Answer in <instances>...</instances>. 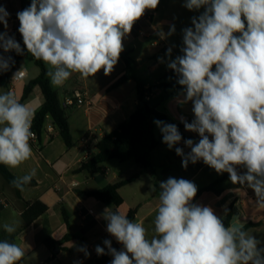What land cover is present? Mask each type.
<instances>
[{
    "label": "clouds",
    "instance_id": "clouds-1",
    "mask_svg": "<svg viewBox=\"0 0 264 264\" xmlns=\"http://www.w3.org/2000/svg\"><path fill=\"white\" fill-rule=\"evenodd\" d=\"M161 0H31L17 12L22 44L9 35L10 13L0 5V49L3 53L31 54L49 66L47 76L62 87L73 74L87 80L101 70L109 76L124 52V40L134 25ZM182 6L199 13L182 31L180 55L166 50V67L180 86L176 100L191 103L194 118L180 122L199 140L183 139L176 124L154 120L162 143L175 149L182 167L202 161L217 174H228L232 185L246 186L264 208V0H183ZM176 32L175 24L161 38ZM165 63V58H159ZM15 65L0 54V75ZM25 75L17 69L12 78ZM171 79V78H170ZM35 110L9 90L0 92V165L17 168L33 155L30 141ZM183 140V147H176ZM240 169H243L241 171ZM36 170L16 177L12 185L23 191ZM155 234L149 238L140 222L105 209L101 214L110 239L97 245L98 256L110 264H264V240L238 222L225 225L210 205L196 203L198 186L184 178L159 182ZM155 191L153 187L151 189ZM223 212H227L226 206ZM8 234L18 222L0 225ZM90 256L87 246L77 249ZM25 255L19 244L0 240V264H18ZM74 264H82L76 261Z\"/></svg>",
    "mask_w": 264,
    "mask_h": 264
},
{
    "label": "crops",
    "instance_id": "crops-1",
    "mask_svg": "<svg viewBox=\"0 0 264 264\" xmlns=\"http://www.w3.org/2000/svg\"><path fill=\"white\" fill-rule=\"evenodd\" d=\"M30 3L31 0H0V5H3L10 13L7 32L9 35H14L20 43L22 37L18 32L19 21L16 14L29 7ZM171 13L173 14L172 11ZM177 13L181 15L184 12L179 10ZM174 17L177 20L176 16ZM175 20L162 17L159 6L155 10H149L146 13V19L135 24L130 35L124 40L125 50L122 54L129 58V67L120 56L115 70L109 76H105L101 70L95 77H89L87 80L80 78L79 74H73L62 87H54L51 84L58 93L62 106L66 99L75 98L78 92L84 95L85 103L69 108L68 120L74 147L66 146L57 124L48 114L45 118L41 141L39 139L37 142L30 141L35 149L32 157L17 168H9L17 177L35 169L36 175L33 178L37 182L35 186L25 188L21 198L16 195V191L13 192L15 199L10 198L1 188L2 178L0 177V218L6 210L11 208L12 212L7 213V216L10 217L9 223L18 222L16 232L23 226L22 213L28 203L40 201L48 206L47 212L37 218L16 239L15 243L19 244L25 252L19 261L20 264H74L76 261H81L82 264H110L112 257L98 256L95 247L97 245L104 247L105 239H110L113 247L118 250L122 247L107 233L106 221L101 216L105 209L108 211H115V209L92 197L84 196L83 192L127 180L136 174L139 176L135 181L120 188L119 193L124 202L117 211L128 215L131 210L136 209L134 222L142 223L147 229L149 238L155 234V226L154 220L151 222L148 220L156 215L160 203L159 191L151 189L153 187L159 189L160 181L174 177L193 181L198 186V190L215 181H221L217 187L221 191L219 195L206 192L196 197L194 202L210 205L218 215H222L224 221L228 212L231 211L230 223L238 222L243 227L249 223L256 224L247 231L264 240V208L256 205L252 190L246 186L232 185L227 173L217 174L202 161L196 164L189 163L187 169L183 168L182 158L176 155L175 149L169 150L167 145L162 143V135L154 124V120L152 131L159 144L150 154V169L140 168L133 160L119 162L121 164H115L118 160H112L102 165L101 173L91 174L79 170L84 161L97 153V143L127 121L137 108L139 101L135 80H129L110 89L127 72L133 73L140 79L144 95L150 96L151 105L166 113L176 125L182 124L179 119L181 116L189 122L194 118L191 103L181 105L176 100L180 87L171 89L157 87L161 81L175 80L176 82L174 73L170 69L162 70L165 63L158 62L162 57L166 61V50L171 46L166 41V37L162 39L159 33H166L169 26L175 24ZM3 31H5L3 25H0V32ZM141 32L144 35H141ZM172 53L176 55L174 51ZM0 54L8 55L3 53L2 49ZM45 66L49 70V66L46 64ZM19 68L26 72V76L15 85L0 79V92L11 90L21 103L28 105L35 103L36 113L45 102L41 88L36 86L23 102L22 98L26 86L39 76L40 68L36 65L34 58L29 70L23 67V59L16 66L15 71ZM48 127L53 129L52 133H48ZM183 132L199 140L198 134L188 132L184 127ZM176 147H183L185 153L190 151L184 147L183 140ZM240 170L243 171V169ZM102 180H107L105 185H100ZM29 191H35V193L31 194ZM26 195L29 196L25 198ZM225 206L226 213L223 212ZM68 234L74 237L63 241ZM48 239L61 242L60 245H56L60 249L59 253L54 252L55 247L53 249L47 247L45 240ZM82 246H87L90 256L85 257L83 252L77 250Z\"/></svg>",
    "mask_w": 264,
    "mask_h": 264
},
{
    "label": "trees",
    "instance_id": "trees-1",
    "mask_svg": "<svg viewBox=\"0 0 264 264\" xmlns=\"http://www.w3.org/2000/svg\"><path fill=\"white\" fill-rule=\"evenodd\" d=\"M21 45L22 39H21ZM15 60V65L11 71L6 72L0 76V79L5 81H10L13 72L15 71L16 66L21 62L25 55H17L14 52L8 53ZM7 55V56H8ZM121 57L126 61L129 67V58H127L124 54H121ZM36 60V59H35ZM36 65L40 68L39 76L30 82L28 86H26L22 98V102L26 100L29 95L32 93L33 89L36 86H39L42 90V93L45 98V102L43 106L35 113V119L33 121L32 131H34L38 135L39 141H41L45 118L48 114H50L55 123L57 124L60 134L68 148L74 147L75 143L72 138L70 125H69V108H64L60 102L58 93L53 89L50 79L47 76V68L43 61L36 60ZM175 77V74H174ZM135 80L137 83V91H138V105L135 112L131 115V117L119 125V127L112 131L111 133L105 135L98 143H97V153L93 155L88 160L84 161L81 164L80 171H87L91 174H97L102 172V165L106 162L112 160H118L120 162H125L129 160H133L137 163L142 169H150L151 167V152L158 146V141L155 139L153 131H152V121L153 120H161L167 123L175 124L169 116L159 111L156 107L151 105V102L145 98L143 84L133 73L127 72L123 76H121L111 87L110 89H114L123 83ZM158 88H178L179 85L176 84L175 80L173 81H161L158 85ZM180 133L182 134L183 139H193L194 141L198 140L194 137L188 136L183 132V124L177 125ZM0 175L6 180L8 184H10L16 191V195L21 198L22 192L21 190L14 187L11 183L13 179L17 176L9 169V167L0 165ZM138 174L132 176L131 178L115 183L108 184L102 188L93 190V191H84L83 195L86 197H92L97 201L107 205L112 206L115 211L117 208L124 202L122 196L119 193L121 187L128 185L135 181L138 178ZM221 181H215L211 185L204 187L198 190L197 196L200 197L202 194L206 192H211L216 195L221 193L217 187L220 185ZM37 184V182L32 179V181L24 186V189L27 187H33ZM48 210V206L41 203L40 201H35L27 204V208L22 213L23 226L20 230L13 234H8L2 230H0V240L7 239L9 242H16L17 237L24 232L37 218L41 215L45 214ZM137 210H131L128 213V218L130 220L135 221ZM1 215V211H0ZM65 220L67 221V216L64 212ZM232 219L231 211L228 212L226 219L224 221L225 225H229ZM256 226L254 223H249L244 226V229L247 231L249 228ZM74 236L68 234L65 236L63 241L70 240ZM45 244L50 249H53L56 245H60L61 242H56L54 240H45ZM18 264H20L18 262Z\"/></svg>",
    "mask_w": 264,
    "mask_h": 264
},
{
    "label": "rangeland",
    "instance_id": "rangeland-1",
    "mask_svg": "<svg viewBox=\"0 0 264 264\" xmlns=\"http://www.w3.org/2000/svg\"><path fill=\"white\" fill-rule=\"evenodd\" d=\"M182 2L183 0H163L161 2V4L159 5V10L162 14V17H165V18H171L172 20L174 19L175 20V17L176 16V19L175 20V27H176V32L174 35L168 37L166 36V41L171 45V46H175L173 47V51L176 53V55H174V53H172V58L174 59L175 56L177 55H180V47L182 46V29L184 27H188V26H191V20L190 18L193 16V15H196L195 13L196 12H191L187 9H185L183 6H182ZM181 10L182 12H184L183 14L179 15L177 12ZM173 12V14L170 12ZM199 14V13H198ZM197 14V15H198ZM191 15V16H190ZM187 18H186V17ZM168 32V30H167ZM166 32V33H167ZM166 62H167V59L165 61V64L163 65V68L162 70H167L168 68L166 67ZM33 64V57L31 56V54H26L25 57L23 58V67L28 69L29 70V67H31ZM148 66V65H147ZM25 101V100H24ZM34 110H36V105L35 103L34 104H31L30 105ZM33 148V147H32ZM33 151L35 152V149L33 148ZM37 154V153H36ZM120 161H116L115 164H121L119 163ZM129 162H132V161H129ZM127 164H131V163H127ZM123 166H129V165H123ZM0 177L2 178L1 179V184H2V189L4 190V193L5 195H7V197H12L15 199L14 197V193L15 192V189L9 185L8 183H5L6 181L3 179V177L0 175ZM106 181L107 180H102L100 181V185H105L106 184ZM103 183V184H102ZM105 183V184H104ZM7 184V185H6ZM9 186V187H8ZM156 191L158 192L159 189H156ZM31 192V194H34L35 191H29ZM27 194H28V191H27ZM29 195H26L25 198H27ZM111 208H113L112 206H110ZM12 210L11 208L6 210L3 214V217L0 218V225H2L3 223L7 222L9 223V219L10 217L7 216V213H11ZM155 219V216H152L148 222H151ZM147 222V223H148ZM0 230H2V227H0ZM151 238V236H150Z\"/></svg>",
    "mask_w": 264,
    "mask_h": 264
},
{
    "label": "built area",
    "instance_id": "built-area-1",
    "mask_svg": "<svg viewBox=\"0 0 264 264\" xmlns=\"http://www.w3.org/2000/svg\"><path fill=\"white\" fill-rule=\"evenodd\" d=\"M146 19V15L144 17H142L137 23L143 21ZM136 23V24H137ZM141 35H144L143 32L140 33ZM25 73V75L21 78H10V84L11 85H15L17 84V82H19L22 78H24L26 76V72L23 71ZM145 98L150 101V96H145ZM85 103V98H84V95L80 92H78L76 95H75V98H68L66 99L65 103L63 104V107L64 108H73V107H76V106H79V105H82ZM47 131L48 133H52L53 132V129L51 127H48L47 128ZM34 132V131H33ZM35 133V132H34ZM32 142H37L38 141V135L35 133L33 139L31 140Z\"/></svg>",
    "mask_w": 264,
    "mask_h": 264
},
{
    "label": "water",
    "instance_id": "water-1",
    "mask_svg": "<svg viewBox=\"0 0 264 264\" xmlns=\"http://www.w3.org/2000/svg\"><path fill=\"white\" fill-rule=\"evenodd\" d=\"M54 252H55V253H59V252H60V249H59L58 246H55V248H54Z\"/></svg>",
    "mask_w": 264,
    "mask_h": 264
}]
</instances>
